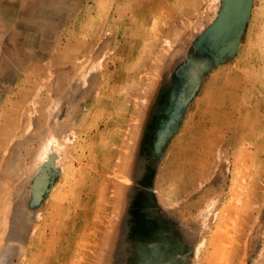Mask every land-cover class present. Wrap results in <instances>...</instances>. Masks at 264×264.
Here are the masks:
<instances>
[{"label":"rangeland","instance_id":"rangeland-1","mask_svg":"<svg viewBox=\"0 0 264 264\" xmlns=\"http://www.w3.org/2000/svg\"><path fill=\"white\" fill-rule=\"evenodd\" d=\"M0 264H264V0H0Z\"/></svg>","mask_w":264,"mask_h":264}]
</instances>
